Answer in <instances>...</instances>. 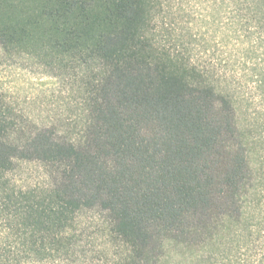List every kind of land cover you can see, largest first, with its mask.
Listing matches in <instances>:
<instances>
[{"label": "trees", "instance_id": "trees-1", "mask_svg": "<svg viewBox=\"0 0 264 264\" xmlns=\"http://www.w3.org/2000/svg\"><path fill=\"white\" fill-rule=\"evenodd\" d=\"M233 1L264 23V0ZM173 7L0 0V58L46 63L82 104L59 131L0 95V264H94L85 230L97 218L122 242L118 264H221L241 242L254 251L264 212L230 137L231 78L212 57L165 42ZM21 161L40 164L36 181Z\"/></svg>", "mask_w": 264, "mask_h": 264}, {"label": "rangeland", "instance_id": "rangeland-1", "mask_svg": "<svg viewBox=\"0 0 264 264\" xmlns=\"http://www.w3.org/2000/svg\"><path fill=\"white\" fill-rule=\"evenodd\" d=\"M171 3L172 14L164 19L161 37L179 49L194 48L192 52L197 57H212L231 78L237 133L230 137L246 151L252 173L248 187L259 190L264 212V23L245 10H237L233 0ZM45 64L21 55L0 58V95L34 125H55L60 131L79 119L82 104L75 92L77 86L70 85L69 78ZM40 167L37 162L18 163V171L34 181ZM251 226L256 230L255 223ZM259 228L254 251H248L247 243L241 242L236 246L235 257L221 264H264V220ZM85 235L94 244V264H118L117 252L122 242L109 234L100 218L88 223Z\"/></svg>", "mask_w": 264, "mask_h": 264}]
</instances>
